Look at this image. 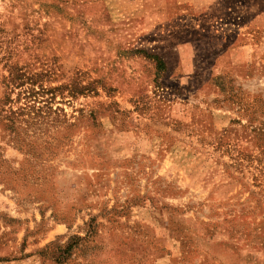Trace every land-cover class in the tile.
I'll list each match as a JSON object with an SVG mask.
<instances>
[{
	"label": "rangeland",
	"instance_id": "1",
	"mask_svg": "<svg viewBox=\"0 0 264 264\" xmlns=\"http://www.w3.org/2000/svg\"><path fill=\"white\" fill-rule=\"evenodd\" d=\"M0 264H264V0H0Z\"/></svg>",
	"mask_w": 264,
	"mask_h": 264
},
{
	"label": "trees",
	"instance_id": "2",
	"mask_svg": "<svg viewBox=\"0 0 264 264\" xmlns=\"http://www.w3.org/2000/svg\"><path fill=\"white\" fill-rule=\"evenodd\" d=\"M18 85H21V83H18Z\"/></svg>",
	"mask_w": 264,
	"mask_h": 264
}]
</instances>
